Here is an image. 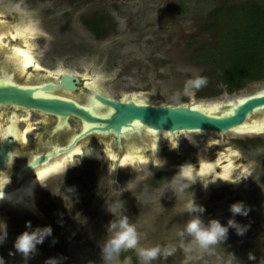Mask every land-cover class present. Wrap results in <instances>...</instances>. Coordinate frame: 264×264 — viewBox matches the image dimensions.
Masks as SVG:
<instances>
[{"label": "rangeland", "instance_id": "obj_1", "mask_svg": "<svg viewBox=\"0 0 264 264\" xmlns=\"http://www.w3.org/2000/svg\"><path fill=\"white\" fill-rule=\"evenodd\" d=\"M244 5L264 8V0H0V25L11 32L33 26L36 34L26 38L41 71L76 75L90 93L112 99L139 97L160 106L214 102L223 107L228 101L264 89V80L229 88L220 80L227 62L209 57L220 53L222 36L237 25L238 19L230 17L232 7ZM217 11L224 14L223 20L214 14ZM16 39L5 38L0 43L11 44V49L13 45L24 47ZM196 77L206 78V84L193 89L194 95H185V82ZM94 84L96 90L91 88ZM87 91L80 89L82 99ZM7 113L0 111V127L6 123ZM16 114L18 131L29 125L25 143L31 146L44 133L41 124L47 126L49 121L30 111ZM71 127L75 131L74 121ZM256 141L259 145L254 149ZM109 144L114 151V142L110 140ZM171 144L161 145V157L171 163L179 161L178 165L209 160L221 149L226 154L227 150L233 151L235 157L228 159L241 165L226 179L244 172L247 196L242 194L237 202L249 208L248 215L233 217L230 206L234 201L213 210L209 219L204 211L198 216L185 209L165 207L162 202L173 199L174 191H186L181 187L180 174L165 161L155 163L147 158L125 165V172L111 178L108 161L78 163L79 159L74 158L76 162L60 169L61 176L38 184L33 210L23 204V208L16 209V218L9 220L5 215L7 206L0 208V221L7 225L0 257L5 264H46L49 258L57 259L58 264H105L100 249L109 236L107 227L127 216L139 236L132 252L138 257L137 264H143L141 248L163 245L162 262L155 264H264V216L259 208L264 201V165L256 160L264 155V135L229 132L220 139L205 133H176ZM157 173L166 178L152 189L149 184L155 182ZM238 188L237 184L229 187L233 192ZM254 204L256 208L251 210ZM187 213L190 218L198 216L204 225L215 219L226 226L229 219H235L248 227L242 236L229 229L223 243L202 248L185 230L189 220H178ZM26 223L32 229H52V235L37 245L27 260L13 247L19 234L31 230L25 228ZM123 254L122 250L112 264H132L130 259H123Z\"/></svg>", "mask_w": 264, "mask_h": 264}, {"label": "flooded vegetation", "instance_id": "obj_2", "mask_svg": "<svg viewBox=\"0 0 264 264\" xmlns=\"http://www.w3.org/2000/svg\"><path fill=\"white\" fill-rule=\"evenodd\" d=\"M10 31H12L9 28ZM11 40V39H10ZM18 40V39H16ZM19 42V41H18ZM11 45V44H10ZM24 48V47H22ZM6 51V48H4ZM3 59H4V53L1 52L0 53V65L3 63ZM34 70L33 68H30L27 72V74L30 75V73H33ZM54 74L56 72H53ZM46 74L45 72L41 71V69H39L38 73L36 74V78H38V81H35V77L34 75H31V79L32 81H30V87H44L48 84L53 85L54 87H59L60 82H61V78L63 76H70L73 77L76 82H75V90L74 91H68V90H63V89H55L52 92H43L41 93L40 91H37L36 94L40 95H52L51 97H56V98H60L63 99L65 101L68 102H73L76 106H82L86 109H88V98L91 96L94 99V95L98 92H94V93H90L89 91H87V89L85 88V86L82 84L83 80L76 76L73 75L71 73H68L66 71L64 72H59V74H57V77H53L54 74ZM62 73V74H61ZM5 75V74H4ZM52 75V76H51ZM6 78L8 79V77L2 76L0 74V81L1 80H6ZM14 84H20V82L18 83L17 81H11ZM80 89L82 90H86L88 93L85 94L84 98L82 99L81 94H80ZM101 94V93H98ZM80 95V96H79ZM105 96V95H104ZM49 97V96H48ZM107 97V96H106ZM95 101V100H94ZM96 102V101H95ZM0 111L7 113L6 116V123L0 127V131H3V135H0V148L2 147V145L5 142H10L11 143V150L9 153V159L7 164L0 169V177L6 175L7 179L10 180L8 184H6V187L3 189H7L9 191H12L16 188H20V186L22 185L23 182L26 181L27 178L35 176L36 171L42 169L43 167H46L47 165L52 164L56 159V157L58 156L59 158L62 156H65L68 152L72 151L75 147L80 146L82 149L88 147L91 143V145H97V146H108L110 148V140L114 142V146H115V150H112V154L116 157L115 160L111 159V157L109 156V154L107 153V151H105L107 154L106 156L109 157L106 160H102L103 162L108 161V163L111 166V171L108 173V176L113 178V177H118L119 173H123L125 172V165H133L136 163H141L142 160L144 159H150L152 161H154L155 163H161V162H166L167 166L172 167V169L174 168V171L177 172L178 174H180V170L181 168L185 167V166H190L191 169V173H192V179L190 181L188 180H184L182 178H179L181 180L182 186L183 188H185L182 194H179V190L178 191H174V193L172 194L174 196V198H170L169 201H163L162 204L166 205L165 207H167V205L169 207H175L174 209L177 211L178 209H185L187 210V204L190 201H194V203L199 206V207H203L204 209V213L205 216L209 219L210 216L213 215V210L215 209H220L222 207L223 204H231L233 201L237 202L239 198H241L242 194H245L247 196V183L245 182V174L244 172L241 170L232 180H227L226 178L228 177L229 173H231L234 169L236 168H240V162H238L237 160L231 161L228 159V157H233L235 154L233 153V151L231 150H227L228 154L224 153L223 150L221 149L220 152L218 153H214L213 157L210 158L209 160H197L195 164H180L179 161H174L173 163H171L170 161H167V159H162L161 154H163V150L158 151L154 154H152V146L149 145V141L147 140V138L144 136V134L139 133V134H127L126 138L125 137H121L119 139H116L114 137L113 134L111 135H104L101 133H91V134H87L84 137H81V134L84 133L86 131L84 125H89L88 124H84L82 121L74 118V117H70L66 123L60 124L59 120L57 117L51 116V115H43L41 113L38 112H34V111H30V110H26V109H21V108H16L13 107L11 105L8 106H0ZM18 111H23V112H34L37 113L39 115H41L45 121H49L48 125H43L42 126V130H44V133L40 134L37 137L36 143H33L31 146H27L26 143L25 145H21L22 143L18 142V144H20V150L19 152L16 151V137H17V132L18 131V127H17V119H18V115L16 114ZM98 113H103V110L101 108L100 112ZM94 115H97L96 113ZM71 121H74L76 123V127H75V131L72 129L71 127ZM15 127H14V126ZM91 126H97V124L95 123H91ZM88 129V128H87ZM17 130V132H16ZM229 133V132H228ZM226 134V133H224ZM224 134L219 135V134H212V135H217L220 139L222 137H224ZM238 135V134H237ZM259 135H264V134H256V135H241V136H259ZM39 141H41V144L38 145ZM140 147V157L139 156H135L132 159L129 158V160L126 162H123V158L124 156H126V144L128 143H134ZM252 141H250L251 143ZM257 143H255V145H252V147L254 149L258 148V141H256ZM260 142V141H259ZM101 151V150H100ZM128 152V151H127ZM162 152V153H160ZM226 152V150H225ZM176 156V155H175ZM261 157H259L258 159H256L257 161H259L260 163H262L264 165V155H260ZM43 157L47 158V160L41 164H39L38 166H36L34 169L30 170V171H25L27 169V167L33 163L36 159H42ZM102 158V156H100ZM235 157V156H234ZM237 157V156H236ZM74 158H77V160H75ZM73 159L75 160V162L77 161L79 162H98L99 159H97V157H93L90 156L88 154H76L74 155ZM160 159H162L160 161ZM218 160V165H216L215 167L212 166V164H214L216 162V160ZM13 160V162L10 164V162ZM160 161V162H159ZM122 162V163H121ZM229 162H231V166L228 173L223 176L221 174V169L223 167H225ZM72 163V162H71ZM70 163V164H71ZM87 165V164H85ZM201 165H205V166H212L215 168L214 172H210V173H206V172H201ZM228 167V168H229ZM60 170L58 171H51L49 174H47L46 176H44L40 181H44L47 178H54V177H58L61 176V173H59ZM118 175V176H117ZM125 175V174H124ZM180 177V175H179ZM163 178H166V175L163 176V174L161 173H157L156 175H154V180L155 182L149 184L150 188L155 189L158 188V186L156 185V183L162 181ZM38 183V184H39ZM38 184L36 185V190L38 189ZM235 184L238 185V192H233V190H230L229 187H233ZM34 190V191H36ZM40 190V188H39ZM158 192V191H157ZM5 193V192H4ZM159 201L162 200V197L159 196L157 198ZM35 202V201H34ZM34 202L25 205L26 208L33 210V205ZM7 206L6 207V211H5V215L8 217V219H14L16 218V216L18 215V211H16L17 208H20L22 205H12L9 203H2L0 202V208L2 206ZM255 205L253 206L251 205L250 209L251 210H255ZM23 208V207H21ZM20 208V209H21ZM259 208L262 209L261 211V215L264 216V201H262L259 205ZM48 210V209H47ZM22 214V213H21ZM194 214V213H193ZM198 216H200L197 213ZM190 220L191 218L189 217V214L187 213L184 217L179 218L178 220L184 221V220ZM1 245V243H0ZM166 246H160L159 248V254L157 256L156 259L153 260V263L151 264H155L156 262L161 263L162 262V258L161 256L163 255V251L164 248ZM124 254L123 259H130V261L132 262V264H137L138 263V257L136 255H134L133 249H127V250H123ZM178 254L180 252V249L177 250ZM159 258V259H158ZM174 259V258H173ZM152 262V261H151Z\"/></svg>", "mask_w": 264, "mask_h": 264}, {"label": "water", "instance_id": "obj_3", "mask_svg": "<svg viewBox=\"0 0 264 264\" xmlns=\"http://www.w3.org/2000/svg\"><path fill=\"white\" fill-rule=\"evenodd\" d=\"M4 48H0V53L5 52ZM75 82L76 80L73 77L63 76L59 87H54L51 84L44 87H30L1 80L0 84L14 85L15 87L0 88V106L11 105L43 115H51L57 117L59 123L63 125L70 117H74L84 124L89 123L90 125L81 134V137L91 133H101L104 135L113 134L116 139H119L123 133L139 134L138 128H136L137 125L153 132H166L169 136L176 133L222 135L232 132L234 128L243 125L246 120L254 121L255 118L263 117L262 121L264 123V94L250 96L243 103L234 107L227 104L217 114L211 115L194 112L190 106L136 104L131 100L121 101L98 93L93 97L101 105L103 113L94 115L88 109L76 106L73 102L55 96L41 97L36 94L37 91L41 93L52 92L57 88L74 91ZM91 123H95L97 126H91ZM256 134L258 133L251 135ZM259 134H264V130ZM10 150V142H5L0 148V169L7 164ZM46 160L45 157L36 159L25 171L34 169ZM6 191L9 190L5 189L4 192Z\"/></svg>", "mask_w": 264, "mask_h": 264}, {"label": "bare ground", "instance_id": "obj_4", "mask_svg": "<svg viewBox=\"0 0 264 264\" xmlns=\"http://www.w3.org/2000/svg\"><path fill=\"white\" fill-rule=\"evenodd\" d=\"M18 32V31H17ZM17 32L13 31L11 32L9 30V28L5 27V26H1L0 25V37H3L2 39L8 38L11 40H14L12 37H16L20 43L22 45H24V48L22 47H18V46H14L10 47V44L6 45V51L4 52V59H3V63L0 65V74L2 76L8 77V79L6 78V82L11 83V81H17L18 83L20 82V85H30L32 83H30V81H32L31 79V75H34V77L36 78V74L38 73L40 67L36 64V62H34L33 66H29L27 68H25L23 71L20 70V67L17 63V60L14 58V49L19 48L23 51H28L32 60L33 56L32 53L29 49L28 45V39L26 37H29L27 35H24L23 37H17ZM0 39V41L2 40ZM1 45V43H0ZM25 45H27V48L25 47ZM10 47V48H9ZM4 50V49H3ZM30 68H33L34 72L27 74L28 70ZM5 74V75H4ZM51 74V73H49ZM48 74V75H49ZM54 74V73H53ZM57 74H59V71H57L53 77H57ZM62 74V73H61ZM52 76V75H51ZM83 77V76H82ZM9 80V81H7ZM39 79L36 78L35 81H38ZM31 86V85H30ZM92 89L96 90V86H91ZM264 94V89L261 91L256 92L253 95H249V96H242V97H238L235 98L234 100L228 101L227 104L231 105V107H234L236 105H239L241 103H243L248 97L250 96H256V95H262ZM39 95V94H38ZM39 96L41 97H51L52 95H42L40 94ZM121 101H125V100H131L134 101L136 104H143L145 103L142 99H140L139 97H133L131 99H128L126 97H123L122 99H119ZM191 108L195 109V108H200L203 109V113L205 114H217L221 109H222V104L220 103H214V102H210V103H195L193 105L190 106ZM101 110V105L98 104L97 102L94 101V99L90 96L88 98V111H91V114H98V112H100ZM263 118V117H262ZM262 118H255L253 119L254 121H249L246 120L243 125L238 126L236 128H234L232 130V133L234 134H238V135H248V134H253V133H260L264 130V123L262 121ZM14 126V125H13ZM15 127V126H14ZM85 129H87L89 126L88 125H84ZM29 128V125H26V128L24 131H19V133L17 132V137H16V151L19 152L20 150V144H18V142L22 143L21 145H25V134H26V130ZM138 133H143L144 136L147 138V140L149 141V145L152 146V154L160 151L161 145L162 144H167V146H171V142L175 137V134L173 136H169L166 132H153L150 131L146 128H142L139 125L136 126ZM145 129V130H144ZM0 135H3V131H0ZM127 133H123L122 137L126 138ZM41 144V141H39L38 145ZM94 144V143H91ZM89 145L88 147L82 149L80 146L75 147L72 151L68 152L65 156L62 157H56L57 160H55L52 164L47 165L46 167H43L42 169L36 171L35 174V179H32V177H29L26 179L25 182L22 183V185L20 186V188L15 191L10 193V191H6L5 193L9 194H5L4 193V188L6 187V180L7 177L6 175L0 177V202L2 203H9L12 205H22V204H26L28 202L32 203V200L34 198L33 193L34 190L36 188V185L38 184V182L47 174H49L51 171H58L60 170L62 167L69 165L71 162L74 161L73 157L76 154H88L90 156L93 157H97V159L99 160H106L109 157L106 156V154L108 153L109 156L111 157V159L115 160L116 157L112 154V150L108 147V146H97V145ZM140 147H138L135 142L134 143H128L126 144V156H124V158L122 159L123 162H127L130 159H132L135 156H141L140 155ZM101 150V151H100ZM107 151V153L105 152ZM128 151V152H127ZM102 156V158L100 157ZM218 160H216V162L214 164H212V166H216L218 165ZM13 162V160L10 162V164ZM122 163V162H121ZM210 166H205V165H201V172H206V173H210V172H214L215 168ZM231 166V162H229L225 167H223L221 169V174L223 176H225L230 167ZM229 167V168H228ZM38 181V182H37Z\"/></svg>", "mask_w": 264, "mask_h": 264}, {"label": "clouds", "instance_id": "obj_5", "mask_svg": "<svg viewBox=\"0 0 264 264\" xmlns=\"http://www.w3.org/2000/svg\"><path fill=\"white\" fill-rule=\"evenodd\" d=\"M34 27L30 26L25 30L24 35L31 37L35 35ZM27 48V45H25ZM30 56L28 51H25ZM101 79V77H97ZM206 78L196 77L189 79L184 85L185 95H194L193 89H199L206 84ZM95 86V84L93 85ZM180 178L190 181L192 179V173L190 166H185L180 170ZM38 182V181H37ZM39 183V182H38ZM187 211L189 213H202L203 207L197 206L194 201H190L187 204ZM230 212L233 217L236 215L247 216L249 208L243 202H236L230 206ZM247 225L238 224L235 219H229L227 225H221L218 220H211L207 225H204L198 216H192L185 226V230L190 234L194 241L202 248H208L212 245L223 243L227 239L229 229H234L237 236H242L246 230ZM26 230L19 234L13 243V247L16 253H19L22 258L27 260L37 250V245L44 242L47 237L52 235V229L49 226L36 227L32 229L30 223H26ZM109 236L106 239L103 247L100 249L101 257L105 264H112L113 258L118 256L122 250L135 249L139 242V236L136 228L128 220L127 216H121L118 220L109 223L107 227ZM7 238V225L3 221H0V243ZM55 243V240L52 241ZM159 248H141L139 250V256L141 257L143 264H151V261L156 259L159 254ZM9 255H12L10 252ZM254 259V257H250ZM0 264H5V261L0 257ZM46 264H58V260L55 258H49Z\"/></svg>", "mask_w": 264, "mask_h": 264}, {"label": "trees", "instance_id": "obj_6", "mask_svg": "<svg viewBox=\"0 0 264 264\" xmlns=\"http://www.w3.org/2000/svg\"><path fill=\"white\" fill-rule=\"evenodd\" d=\"M229 13L238 19L237 25L222 36L220 53L209 57L227 62L220 80L229 88L239 89L246 82L264 80V8L234 6ZM214 14L223 20L224 14Z\"/></svg>", "mask_w": 264, "mask_h": 264}, {"label": "snow or ice", "instance_id": "obj_7", "mask_svg": "<svg viewBox=\"0 0 264 264\" xmlns=\"http://www.w3.org/2000/svg\"><path fill=\"white\" fill-rule=\"evenodd\" d=\"M27 28L23 29L22 31H18L17 32V37H23L25 30ZM3 37H0V39H2ZM13 39H15L16 37H12ZM6 47V45H0V48ZM14 51V58L17 60V63L20 67V70L23 71L25 68L29 67V66H33L34 65V61L32 60L31 56L27 55L25 53V51L16 48L13 50ZM8 87H15L14 85H8V84H0V88H8ZM192 111L194 112H203V109L200 108H195L192 109Z\"/></svg>", "mask_w": 264, "mask_h": 264}]
</instances>
